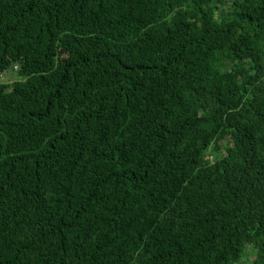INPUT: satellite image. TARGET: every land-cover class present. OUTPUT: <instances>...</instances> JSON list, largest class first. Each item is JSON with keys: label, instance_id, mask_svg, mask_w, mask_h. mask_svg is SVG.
<instances>
[{"label": "trees", "instance_id": "16d2710c", "mask_svg": "<svg viewBox=\"0 0 264 264\" xmlns=\"http://www.w3.org/2000/svg\"><path fill=\"white\" fill-rule=\"evenodd\" d=\"M0 264H264V0H0Z\"/></svg>", "mask_w": 264, "mask_h": 264}, {"label": "rangeland", "instance_id": "374dc122", "mask_svg": "<svg viewBox=\"0 0 264 264\" xmlns=\"http://www.w3.org/2000/svg\"><path fill=\"white\" fill-rule=\"evenodd\" d=\"M15 70L13 71H8L5 74L0 75V84H11L13 83L16 79V73H14Z\"/></svg>", "mask_w": 264, "mask_h": 264}]
</instances>
